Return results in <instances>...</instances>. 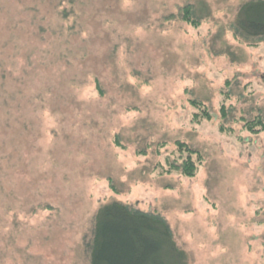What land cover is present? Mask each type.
<instances>
[{"label":"rangeland","instance_id":"rangeland-1","mask_svg":"<svg viewBox=\"0 0 264 264\" xmlns=\"http://www.w3.org/2000/svg\"><path fill=\"white\" fill-rule=\"evenodd\" d=\"M27 1L0 0V264H90L95 215L115 199L169 221L159 264H264V132L196 125L187 103L264 118V42L232 29L249 0ZM202 2L198 29L171 21ZM245 16L264 31V4ZM112 42L119 73L147 82L129 112L90 96ZM177 140L203 156L193 178L161 170Z\"/></svg>","mask_w":264,"mask_h":264},{"label":"trees","instance_id":"trees-1","mask_svg":"<svg viewBox=\"0 0 264 264\" xmlns=\"http://www.w3.org/2000/svg\"><path fill=\"white\" fill-rule=\"evenodd\" d=\"M52 2L55 4L59 2V5L56 4L54 6L59 7L64 4L65 0H35L34 3L39 5L40 3L50 4ZM261 4H264V0H249L240 7L237 13L238 16L232 25L236 38L243 36L251 45H255L260 41L264 42L262 27L258 26L254 29V32H251L247 26L248 21L245 16L247 8ZM205 7L207 8L203 2L200 3V6L193 4H187L184 8L181 6L180 10L170 15V19L173 21L179 16L190 27L198 29L202 25L205 16V10H203ZM2 10L3 7L0 9V13ZM178 12L179 14H177ZM71 23H69L70 27ZM153 25L156 24L153 22ZM75 27L73 26L72 28L74 29ZM153 29L158 30V28ZM57 32L55 31V33ZM58 33L62 36L61 32ZM119 45L117 42L110 44L109 56L111 61L107 65L106 80L104 78H95V92H91L90 96L98 99L107 98L109 101L116 103V107L120 105L122 108H125L126 112H129V110H133L132 106L134 103H139L137 100L141 98L140 90L147 85V82L143 81L142 76L139 74L130 73V71L125 76L119 73V68L117 67V69L114 66V56L111 55L116 54L120 50ZM57 46L58 44H56V48ZM121 54H125L124 58L127 57L128 51L125 48V44L122 45ZM231 56L236 59L235 54H231ZM107 86H111V88ZM109 90H112L111 94ZM222 94L221 96H224V99L230 98V94ZM187 103L190 106L191 120L196 125H200L204 121H215L218 122L219 133L229 136L235 134L236 127L234 124H239V127L249 134L264 132L263 117L242 118L241 115L238 117L234 114L230 118L229 116L233 114V111L228 110L224 102L217 111H213L210 104L200 97H189ZM211 105L213 106V104ZM184 106L188 108V106ZM240 120L243 124L239 123ZM233 122L234 124H232ZM143 126L146 128V125ZM166 143H160V149L164 148ZM140 153L146 154L144 150H140ZM167 154L168 167L163 168L160 166L164 173L172 174L179 172L182 177L187 178L197 176L200 164L202 165L203 163V156L199 154L198 150L187 142L177 140L174 143V152ZM172 155L178 156V158L181 157V162H177L178 158L173 159ZM194 155H198L199 158L195 159ZM111 181L112 183L114 182V180ZM112 188L116 192H119L114 184ZM42 207L43 209L44 207L47 210L49 209L48 205H42ZM94 221L92 238L87 245L90 254V264H159L158 259L166 251L169 243L174 241L173 230L169 221L164 216L151 210L132 207L130 204L117 199L103 204L97 210ZM177 250L180 251L178 247Z\"/></svg>","mask_w":264,"mask_h":264}]
</instances>
